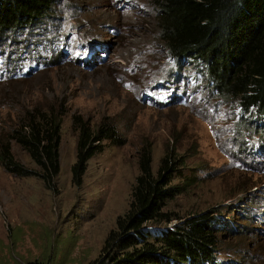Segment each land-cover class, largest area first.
<instances>
[{
    "label": "rangeland",
    "instance_id": "obj_1",
    "mask_svg": "<svg viewBox=\"0 0 264 264\" xmlns=\"http://www.w3.org/2000/svg\"><path fill=\"white\" fill-rule=\"evenodd\" d=\"M153 17L150 0H60L50 17L0 38V136L27 110L53 106L62 115L52 188L0 164V264H90L104 255L145 148L154 171L171 149L183 159L173 179L184 190L170 203L176 214L218 208L229 220L217 247L223 264H264V119L238 132L236 104L209 92L200 61L167 56ZM74 116L91 127L113 124L121 141L102 144L80 183L71 170Z\"/></svg>",
    "mask_w": 264,
    "mask_h": 264
},
{
    "label": "trees",
    "instance_id": "obj_2",
    "mask_svg": "<svg viewBox=\"0 0 264 264\" xmlns=\"http://www.w3.org/2000/svg\"><path fill=\"white\" fill-rule=\"evenodd\" d=\"M59 1L0 0V38L50 17ZM150 4L167 56L179 62L200 61L209 92L236 104L237 131H255L257 125L251 124L264 121V0H150ZM74 119L79 132L71 170L73 180L80 183L102 144L121 141L113 124L91 127L80 116ZM61 120L53 106L27 110L7 136H0L4 170L37 177L52 188L60 172ZM259 133L264 135V130ZM11 139L26 152L32 169L15 160ZM173 152L163 155L156 171L150 149L141 152L128 207L108 233L104 255L90 264H223L217 255L219 235L230 232V223L218 218V208L186 216L170 208L184 191L173 183L183 165ZM160 225L164 228L158 232L146 228Z\"/></svg>",
    "mask_w": 264,
    "mask_h": 264
}]
</instances>
